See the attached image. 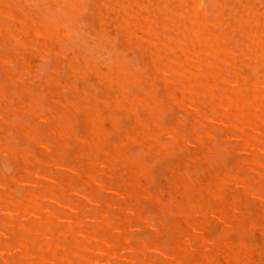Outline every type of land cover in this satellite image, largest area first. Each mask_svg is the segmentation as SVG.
Here are the masks:
<instances>
[{
	"label": "bare ground",
	"instance_id": "1",
	"mask_svg": "<svg viewBox=\"0 0 264 264\" xmlns=\"http://www.w3.org/2000/svg\"><path fill=\"white\" fill-rule=\"evenodd\" d=\"M19 1H21V0H19ZM92 1L94 2V0H92ZM190 1H191V5H189L187 3L188 1L186 2L185 0H164V2L162 0H158V2L155 3L156 4L155 8H156V11L161 16L159 15V16L151 17L154 19V22H153L154 25H152L153 20H151V18L148 15H144V16H142V18H140L141 17L140 16V10H139L140 7H139V9L135 8V6L139 5L136 0L115 1L114 4H118L122 8L121 12H119V13L117 12V17H118V15L120 16L119 19H120V22L122 23V28H123L125 40L127 42L134 43L133 41L130 40V39H134V38H135V40L136 39L137 40L142 39L136 33V29H138V28L143 29L142 31H145V33L148 35L146 38L142 39L144 41V43L141 44V43L136 42L137 45L135 47H137V48L141 47V51L143 52V54L146 53L145 55H146L148 61L150 62L152 69L159 73V75L163 81L165 95L168 96L169 98L173 99L175 102L179 103L181 108H183L185 111H188V113H191L192 123H196L197 128L194 126V124H192L190 129H187L190 131V136L188 135V133L186 134V136L191 139L190 142H193L194 145L196 147H198V152L202 153L201 156L203 154H205V156L204 155L202 156V157H204V160L208 161L209 158H210V160L212 158L213 160L217 159L219 161L227 159L226 157H225V159H223V156L227 155V157H228L230 153L224 154V151H226V149L224 150L223 147L226 148L227 146H225V145L222 146V145L227 143V142L222 143V140H226V138H228V137H232L234 140H236V142H238V143H236L238 145L229 148V150H235V151L241 152L239 154V156H241V157H242V153L246 154V156L244 155V157H242V158L240 157L238 160L234 159L235 161L231 160V158H229V157H233V156L228 157L227 160H229V162L230 161H231V163H232V161L235 162L234 165H233V163L232 164L230 163V165H231L230 167L232 168L231 170L228 168L227 164H229V163L227 160H226L227 164H225V161H222V163L220 162L221 165H224L223 167H226V170H223V169L220 170L219 169L216 174L213 172V174H215L216 176L214 177V181L212 179L213 182H211V183H213V184L210 185L212 190L209 191L210 195H213V197H215V199L219 200L218 203L215 202L214 208H212L213 212H211L210 214H212L216 218L221 219L223 221H226V222L228 221L229 227L231 229L232 228L237 229L240 234L239 233L236 234L235 231H234V234L239 236V237L236 236L238 239L231 241L229 239V237L227 236V235H229V233L232 234L230 228L228 229L226 227L229 231V233H227L228 231L224 232L225 227H223V226L220 227L221 231H219V232H221L222 234H219V235H218L219 232L217 233L218 229L216 228V230H214L215 231L214 232L212 229L213 226H211L210 228L212 229L214 234H217V236H216L217 238L212 239V237H211V239H208L206 237H203V235L201 233L202 231L200 232V231L195 229V228L199 229L196 224H198L200 226V223H194L196 227L187 225L186 229H185L186 232L182 230L183 233H185V234L187 233V234L182 235V238L180 239V243L178 245H176L174 252L170 250L171 252H173V253H171L168 250L169 253L167 254L166 253L167 251L166 250H165L166 252L164 251V246H162L160 243L156 242V238H154V240L152 242L153 244L151 243V240L148 239V236L146 239H144L146 241L150 240L149 243L152 244V246L150 244H146L149 247H146V245L142 241L138 240V242H137V240H135V241L130 240V239H132V236H130L131 234H129V233H132V234L135 233L136 234V232L134 231L135 230L134 229L130 232L128 231V233H127L124 229L126 227V225L124 224V222H125L124 220L117 218L114 221L113 219H111L112 220L111 222L114 225L111 226L110 225L111 222L108 224L107 219L109 217L108 211L110 208L106 207V209H108V211H107V210H103V208H102V210H100L99 208H95L93 210L92 209L93 207H92V208H90V209H92L91 213H89L90 217L87 215L88 218H86L85 215H82L81 214L82 204L80 205L78 203L80 201L77 200L78 202L72 203L71 202L72 200H70L67 197L68 195H70V196H72V195L68 194L66 196L65 189H67L68 187L70 188L71 177H67L65 179V177L67 176V173L65 172L64 169L61 170V171L64 170V172L66 173V174H63V175H66L64 177V180H63L64 184L58 183V181L55 182L54 176L58 173L56 172L55 175H54V173L50 174V168H49L48 172H47V170H48V168H47V170H46L47 173L42 175V178L45 181L43 183H40V181L38 180V178H39L38 175H41V174H39V172L35 173L34 171H31V175H33V177L31 176L32 177L31 179H22V180L20 179L22 181V183L29 182L28 186L30 188H25L24 186H23L24 188L21 187L19 189V193H18L19 196H11L7 193V188H8L7 180H6V177L3 176V173L1 172L2 173L1 176H3L4 179L1 177L2 179L0 180V264H260L254 258V255L257 252L256 246H259V245H255L256 242H250V240L252 241V239H254V238L251 237L252 234L250 236V235H246V233L251 232V229L255 228V227H258L259 229L264 228V225L257 222L256 218L254 219L255 222H250L248 220V218L251 219V217H254L253 214H255L254 210H256V209L260 213H262V214L264 213V15H260L256 9H253L254 3H253V5H249V3L246 0L247 4H244L245 2H242L243 3V4L241 3L242 5L239 3L241 6V9L239 8L240 10H235V8L233 9V10H235V12H234L235 16L234 17L237 18L236 22H238V23H236V25H235V20H234V25H232L228 21V17L231 14V12H230L231 8L230 7L228 8V0H227V6L224 3L219 4L218 0H207L208 5H209L208 6L209 10L212 14L210 12L205 11L202 8V6L198 4V0H189V2ZM236 1L239 2V0H236ZM250 1L252 2L254 0H250ZM258 1H260V0H258ZM43 2L44 1L39 2V3L37 2L38 6L40 7V11H41V8L43 7V5L44 4L46 5V2H47L48 7H49V8L48 7L47 8L50 10V13L47 12L46 8L45 9L42 8V13L44 11V14L47 17H49L50 14H53L56 18L55 19L56 21H54L55 23L53 22V24H51V25H49V23H51L52 21L51 22L47 21V23L45 22L44 28H46L47 30H44V29L42 30V33H43L42 36L44 38L43 39L44 42L42 44V47L37 46V48L41 47L40 51L42 53L46 54L47 53L46 47H47L49 41L51 40L50 37L53 36L55 38V40L57 41V39H58V36H57L58 30L57 29L60 27L59 25H61L62 23H65V24L69 23L68 25L67 24L65 25V26L69 27V29H63L62 30V33L64 35V38H62V39L63 40L65 39L66 42L72 46L77 45L78 40L76 39L75 34H76V30H77L76 28H79V26L78 27L74 26V27H76V28H74V27H72L73 26L72 23L76 24L77 21L75 19V15H80V13L79 14H77V12L75 13V11H80V10H78L80 1L79 0H55V2H54L52 0H46L44 3ZM81 2H82V0H81ZM154 2H156V0ZM161 2L164 3L162 5V7H161ZM201 2H200V4H201ZM221 2H223V1L221 0ZM235 2L233 4L236 6ZM88 3H91V2L88 1ZM31 4H32V2H31ZM96 4H95V6H96ZM233 4H232V6H233ZM11 5H14V4H11ZM148 5H152V3L150 2ZM203 5H205V4H203ZM80 6H82V5H80ZM260 6H261V3L259 5V7ZM18 7H19V5H18ZM98 7H99V5H98ZM145 8H147V10H148L149 7L147 5H145ZM256 8H258V7H256ZM260 8H262V6ZM93 9L92 10L90 9V10L94 11ZM5 10L7 12L10 9L8 8ZM16 10H18V9H16ZM70 10H72L73 12H70ZM152 10H153V8H152ZM206 10H208V8ZM40 11L35 10V13L37 16L42 18L38 13ZM226 11H227V13H226ZM262 11L264 12L263 9H262ZM82 12H84V11H82ZM99 12H101L100 9H99ZM99 12L97 11V13H99ZM35 13H34V15H35ZM89 13L90 12L88 10V13H87L88 15L86 14L87 17H85V15H83V17L88 19ZM158 13H157V15H158ZM208 13L211 14L210 18L213 16L212 20L209 19ZM2 14H0V15H2ZM94 15L95 14H93V16ZM152 15H154V14H152ZM4 16H7V15H4ZM26 16H24V17L26 18ZM90 16H92L91 13H90ZM90 16H89V18H92ZM78 17H80V16H78ZM29 19H30V17H29ZM32 19H34V18H32ZM43 19H45V17H43ZM43 19H41V20H43ZM87 19H83V20L87 21ZM141 19H144V21H142ZM224 20H227V21L224 22ZM5 21H6V19H5ZM104 21H107V22H104L103 24H105V23L107 24L109 22V20H104ZM9 22H11V21L8 20V26H10V29H11L12 24L9 25ZM88 22L90 23L89 19H88ZM242 22H244V23H242ZM5 23L7 24V22H5ZM38 23H41V22H39V20H38ZM108 24H110V23H108ZM23 25L27 26V23L22 22V26ZM33 25H35V24H33ZM76 25H78V24H76ZM86 25H90V24H86ZM1 27L2 26H0V28ZM13 28H16V27H13ZM28 29L27 30L25 29V30L28 32ZM93 29H94V27H93ZM95 29H96V27H95ZM95 29H94V31H95ZM15 32L17 33V30ZM78 33L80 35L81 32H78ZM101 33H103V32H101ZM35 34H38V33H35ZM87 34H88V31L86 32V36L91 35V34L90 35L89 34L87 35ZM236 34H237V36H239V38L236 39L237 42H235L236 46L239 45L238 46L239 48L237 47L236 50L238 52L240 51V53H239L240 57H242L241 53L243 55H245V57H248V59H246L242 63V65L245 63L246 69L248 68V70H249V71H247L248 73L246 72L247 75L246 74L245 75L240 74L236 70V60L234 58V52H233L232 46H231V40L233 37H235ZM90 38H87V39H86V37L84 38V39H86L87 44L89 42V44H88L89 46L93 47L94 44L96 45L97 43H101V40H99L100 38L98 36H94V38L92 40H90ZM111 38L112 37L108 38V36H107V39L111 40ZM88 39H89V41H88ZM101 39H102V37H101ZM40 40H42V38L39 39V42H40ZM79 40L81 41L82 37H81V39L79 37ZM110 40L108 42H110ZM114 40L115 39L113 37V40L111 42H114ZM15 41L12 43H16V45L21 43V41L18 38H16ZM86 41H84V42H86ZM103 41L105 42L104 39H103ZM37 42H38V39H37ZM39 42L37 43V45L38 44L41 45V42L40 43ZM12 43H10V44H12ZM114 43H116V42H114ZM132 43H129V44L131 45ZM10 44H9V46H10ZM105 45H108V43H106V42H105V44L102 43L101 47L103 48ZM115 45L114 46L112 45L110 48H105L106 50L111 51L110 59L105 58L106 63L107 62L109 63V64H107V67L105 69H103L100 66H97L98 61L95 62V60H93L90 57V54L88 55V53H87L86 54L87 56L84 57L85 58L84 60H86V63H87L86 65L88 66V69L90 70V72H92L94 75H96L101 80V82H103L106 86L113 88L117 92V95H118L117 98L115 96L116 93L115 94H114V92L112 93V94H114L115 97H112L111 103L112 104H121V103L123 104L124 103L126 105V109L131 113L129 115H132L131 119L133 120L134 123L137 124V126L139 125V127H141V129H143V127L145 126L143 123L144 121H142V119L139 116L141 114L138 115L137 114L138 112L134 109V107L138 108V106H139L140 109L145 110L148 113V116H147L148 119L147 120L151 124V127H150V125H149V127H150V131H151V136L153 137V139H152V137L149 136L150 131H149V133L147 132L149 134L148 135L144 131L140 130L142 132H140V135H137L143 139V141L141 142V145L144 148V150H147L148 152H152L158 156H160V154L162 152H165L167 150L168 151L179 150V149L183 150L181 148L184 147L185 143H188V139H189L185 136L183 131L179 130L177 128V126H175V125H169L165 129L163 128L164 126L162 127L163 128L162 129L158 125V118L161 119V115L164 112V108L160 105L158 99L156 98V97H160V96H157L158 94L156 95L155 91H153L150 88V85H149V83L145 77L147 75V73H146V75H144L142 72H140V69L138 68L139 69L138 70L137 67L134 66L133 62L131 61L130 56H128L125 51H121V52L116 51ZM118 45H119V42H118ZM35 46H36V44H35ZM135 47H133L131 49H134V51H135V49H136ZM0 48H2L1 43H0ZM25 48H27V47H25V45H24L23 49H25ZM58 48H59V46L55 48V50H54L55 53L58 52V50H59ZM75 48H77V47H75ZM4 49H7V48L4 47ZM4 49L2 50V52L5 55L6 52L4 51ZM73 49H74V47H73ZM73 49H72V55L74 54ZM8 50H6V51L9 52L10 50L9 51ZM27 50L28 49H26V52H27ZM50 50H51V47H50ZM38 51H39V48H38ZM94 51L96 52L95 54H97V53H102L101 55H107L108 54L106 51L102 52L101 50H99V49L96 50L95 48H94ZM81 52H80V50H78V52H76V53L80 54V59L83 55V54L81 55ZM85 52H87V51H85ZM16 53H14V54H16ZM235 53H237V52H235ZM14 54H12V55H14ZM66 54H64V56ZM145 55H143V56H145ZM5 56H2V57H5ZM64 56H63V59H64ZM136 56L140 57L142 55L136 54ZM15 57H16V55H15ZM44 57L46 58L47 56H44ZM104 57H106V56H104ZM238 57L239 56H237V58ZM20 59H21V57H20ZM140 59L141 58H139L138 60H140ZM8 60L11 61V59H9V58H8ZM14 60H15V58H14ZM55 60L53 61L54 63H55ZM22 61H20V63ZM45 61L46 60L44 59L43 63H45ZM140 61H137V62H140ZM238 62H239V60H238ZM43 63L41 62L40 64L39 63H37V64L42 66ZM63 63H65V62H63ZM60 64L62 66V63H60ZM140 64H143V63L141 62ZM140 64H139V66H140ZM77 65H78V61H77ZM11 66H13V65H10V67ZM66 66L68 69H71L70 64H66ZM87 66H85V67H87ZM102 66H106V65L104 64ZM16 67H18V64H16ZM38 67L39 68L37 71H39V69H41L40 66H38ZM58 67H60V65H57V68ZM79 67H81V66H79ZM20 68H23V67H20ZM54 68H55V66L53 67V69ZM147 68H149V66ZM237 68H238V66H237ZM2 69H3V67L0 68V71H2ZM25 69L27 70V68H25ZM144 69H143V71H144ZM86 70H87V68H86ZM239 70H241V69H239ZM11 71H12V69H11ZM49 71H47L48 74H49ZM62 71H63V68H62ZM79 71H81V70L79 69ZM65 72L67 74V70H65ZM149 72H150V68H149ZM149 72H148V74H149ZM2 73L4 75L5 72L2 71ZM20 73L22 74L21 70H20ZM26 73H25V75H26ZM158 73L155 75L157 76ZM14 74H12V75H14ZM34 74H36V73H34ZM44 74H45V72H44ZM44 74H43V76H44ZM85 74H87V73H84V75ZM153 74L154 73H152V75ZM50 75H51L50 78L53 79L54 74H50ZM155 75H153V76H155ZM28 76H32L31 71L28 72ZM60 76H61V74H60ZM64 76H65V74H64ZM67 76H65V78ZM0 77H1V74H0ZM6 77H5V79H6ZM38 77H40V73H39ZM157 77H155V78H157ZM37 78H35V80H37ZM50 78L44 77V82L46 84H48L50 81ZM5 79L4 80L1 79L2 82L5 81ZM16 79H17V81L22 82L21 77H16ZM25 79H26V77H25ZM38 79H41V78H38ZM62 79H64V77ZM74 79H76V78H74ZM85 79H84V81H85ZM24 81H26V80H24ZM78 81H80V80L78 79L77 82ZM86 81H87V79H86ZM73 82H75V81H73ZM13 83L15 84V82H13ZM54 83H56V82H54ZM69 83L71 84V82H69ZM158 83H160V82H158ZM158 83L155 82V85H157ZM56 84H58V83H56ZM56 84H54V85H56ZM132 84H136L140 89L141 88L144 89L146 96H144L143 98L136 96L134 94H130V96H129L128 91L130 90V86ZM27 85L31 86V84H27ZM34 85H35V83H34ZM72 85H73V83H72ZM75 85H77V83ZM159 85H161V83ZM94 86L96 87V85H94ZM13 87H14V85H13ZM52 87L53 86H51V88ZM85 87H87L86 84H85ZM2 89H4V88H2ZM40 89H41V87H40ZM67 89L69 90V88H67ZM100 89L101 88H98V90H100ZM132 89H133V87H132ZM159 89H161V86H159ZM15 90H17V89H15ZM51 90L53 91V89H51ZM158 90H156V92H158ZM42 91H43V89H42ZM175 91H180V93H181L180 96H175V93H174ZM16 92H19V91H16ZM34 92H36V91L34 90ZM100 92H102V91H100ZM136 92H137V90H136ZM140 92H142V91H140ZM25 93H28V92H25ZM41 93H40V91H38V92H36L35 97H33V99H30V97H29L30 100H28L26 98L25 102H22L25 106V108L23 106L24 112L29 114L27 116V117H29V119H31L30 117L33 116L36 109L41 110L43 108V107H41L42 104L40 105L41 99L44 98V97H42L43 95ZM97 93H99V92L97 91L96 95H97ZM129 93H130V91H129ZM162 93H163V88H162ZM14 94H16V93H14ZM20 94H21V92H20ZM51 94L54 95V94H56V92L55 93L52 92ZM72 95H74V94H72ZM76 95H78V94H76ZM102 95L103 94L101 93L100 96L99 95H97V96L102 97ZM137 95H139V94H137ZM159 95H161V94H159ZM1 96H2V93H1ZM23 96L24 95H22L20 97L21 100H22ZM161 96H163V94ZM47 97H49V95H47ZM65 97H66V95H65ZM163 97H162V99H163V103H164L165 97L164 98ZM7 99H8V97H7ZM11 100H12V97H11ZM69 100H71V99H69ZM80 100H77L78 105H79ZM168 100H170V99H168ZM52 101L56 102V100H54V99H52ZM88 101H90V100H88ZM144 102L145 103L147 102L148 105L146 106V104ZM160 102H161V100H160ZM168 102L170 103V101H168ZM66 103H69V102H66ZM90 103H91V101H90ZM47 104H50V103H47ZM93 104H96V103H93ZM97 104L99 106L100 103H97ZM112 104H110V106H112ZM55 105L56 104H54V106ZM75 105H76V103H75ZM78 105H77V107H79ZM166 105H168V104H166ZM176 105H178V104H175V106ZM11 106H12V104H11ZM44 106H45V104H44ZM85 106H87V105H84L83 107H85ZM100 106H101V104H100ZM12 107H14V106H12ZM49 107H48V109H49ZM61 107H62V112L60 115H58V113L56 112L57 115L52 114V115H50V117L48 116L50 118L49 120H51V122L48 123V127H45V132L48 136H50L52 138L55 136V135L53 136L52 131L56 132L57 134L59 133V135H61V136H62L63 132L65 133V131L66 132L70 131L69 125L70 124L72 125V123L69 124L68 119H70L72 121L73 117H74L73 114L77 110V108L74 106L70 107V106H66V105H61ZM8 108H10V106ZM172 108L174 109L175 107H172ZM176 108H177V106H176ZM86 109L82 108V112H83L82 114H84V120L87 122L86 124H87V128H88V135L86 136V138L84 140L80 141V144L78 143V148L84 149L86 146H88L89 150L87 151V153L89 155H91L92 159L95 160V162H96L98 160L97 157L99 156V155L97 156V153L99 154V153L103 152V150L99 149V147H100V145L105 144V143H103L104 138L101 137V133L99 131L100 124L103 121L104 117H103L102 112H100L101 110H98L99 108H91L90 110H86ZM42 110L44 111V109H42ZM42 110L40 111V112H42L41 116L43 117L44 114L47 116V113L43 112ZM53 110H54V107H53ZM107 110H109V107ZM137 110L139 111V108ZM118 111H117V113H118ZM1 112H7V111H1ZM1 112H0V114H1ZM182 113H180V114H182ZM82 114H74V115H78V116L81 115L82 116ZM163 114H165V113H163ZM168 114H169V112H168ZM168 114H165V115H168ZM123 115H124V113H123ZM1 116H5V115L3 114ZM13 117H7V118L9 119V118H13ZM37 117L40 118L39 115H37ZM48 117H46V119H48ZM172 117L174 118V116H172ZM188 117H190V116H188ZM164 118H167V116ZM31 120L33 121V119H31ZM49 120H46V121H49ZM76 120H77V118H76ZM78 120L80 122V119H78ZM128 120H130V119H128ZM1 121H2V119H1ZM11 121H13V120H11ZM23 121H25V120H23ZM131 121H129V122H131ZM170 121L173 122L172 119ZM124 122H126V121H124ZM164 122H166V121H164ZM188 122H190V120ZM4 123H8V121L4 120ZM25 123H27V122H25ZM77 123H78V121H77ZM128 123H127V126L129 125ZM0 124L2 125V122ZM35 124H37V123L35 122ZM75 124H76V122H75ZM37 125H39V124H37ZM37 125H36V127H33V124H32L30 126L28 125V127L32 126L34 129H32V127H31V129L33 130L34 133L37 134V132H35L36 128L38 129ZM81 125H82V123L80 124V126ZM122 125H124V123ZM164 125L167 126L168 124H164ZM181 125L182 124H180L179 126H181ZM46 126H47V124H46ZM80 126H79V128L75 127V129L80 130V133H81L80 136L82 137L83 136L82 135L83 126H81L82 131H81ZM0 127H2V126H0ZM16 127L19 128V131L21 132V134L24 136L25 139L31 140V137L28 134V133H30V132H28L29 129H28V131L25 129L28 132L27 133V132L21 130L22 126L19 125V127H18L16 125ZM198 128H200L201 130H198ZM2 129L4 130L5 128L3 127ZM116 129L117 128H114L115 131H116ZM6 130H7V128H6ZM8 130H10V129H8ZM11 130H13V131L10 132L9 134H13V132H14L13 127ZM79 130L77 132V135L79 133ZM125 130H128L127 127ZM147 130H145V131H147ZM183 130L185 131V129H183ZM120 131L122 133V130H120ZM186 131H185V133H186ZM31 133H32V131H31ZM9 134H7V135H9ZM36 134H33L31 136H33V138H35L37 136ZM161 134H165L167 136L166 138L168 139L167 141L165 140V143H163V144L160 143V140H159L160 139L159 136ZM109 135L110 134H108V136ZM113 135H112V138H114ZM119 135H121V134L119 133ZM45 137L46 136H44V140L47 138V137L46 138ZM154 137H156L157 139L156 138L154 139ZM20 138H21V136H20ZM36 138H39V137H36ZM114 139H117V138H114ZM114 139L112 142H115ZM161 139H164V138H161ZM1 140H3V139H1ZM17 140H19V139H17ZM20 140H22V139H20ZM51 140H47V141H51ZM71 140L73 143V139H71ZM7 141H5V142H7ZM24 141L22 140L23 143H24ZM8 142H11V141H8ZM20 142L21 141H18V144ZM106 142H108V141H106ZM12 143H14V141ZM25 143H28V142H25ZM5 144L8 145V143H5ZM22 144L20 145L21 147H18V148L14 147V148H16L15 151L13 149H11V147H12L11 145H13V144H11V145L9 144L10 146L9 145L8 146H2L1 149L4 152L6 151L5 152L6 155H4V156L12 159L14 157L13 153L18 150L19 155L22 158L23 162H26L27 158L29 159V156H27V158H26V156L24 155V153L26 154V150L23 147H25L27 149L28 148L27 145H31V143L27 144L26 146L24 145L23 147H22ZM73 144H75V143H73ZM45 145H48V142ZM45 145H43V146H45ZM52 145H53V143H52ZM219 146H221V147H219ZM229 146H233V145H229ZM51 147L52 146H51V142H50V147H48V148H51ZM74 147H76V146L74 145ZM135 147H136V145H135ZM185 147L189 148V145L188 146L185 145ZM45 148H46V146H45ZM59 148L61 149L63 147H59ZM106 148H108V147H106ZM190 148H191V150L192 149L196 150L193 146H190ZM28 149H29V151L31 150V152L33 150L31 148H28ZM34 149L37 150L36 151L37 153L35 154V151H34V154L37 156H40V153L38 150V149H40V147L39 148L34 147ZM67 149L68 148H66V150ZM137 149H140V148L137 147ZM71 150L74 151V148ZM76 150H77V148L75 149V151ZM105 150H107V149H105ZM127 150H130V149L127 148ZM191 150L190 149L188 150L189 153ZM73 151H72V153H73ZM130 151H127V152L130 153ZM183 151H180V152L186 156L185 152H183ZM18 152L15 154L17 155ZM115 152H117L115 147H113L112 151L109 154L105 152V156L102 155V156H104V158L102 159V157H100L101 160H104L103 163L105 161L106 162L114 161L115 157L117 156L118 158H120V160L122 162H125V161L129 162V164H128L129 168H125V167L124 168L129 169L128 174L130 177L133 176V178H134V176H136L137 172H138V174H143V175L146 174L145 172L148 169L145 168V165L141 161L144 158H139L138 156H136L135 155V154H137L136 152H134V153L132 152L133 156L135 155L136 157L130 156V155H132V153H130V155H128V154L123 155L122 154L123 156H121L120 155L121 153L119 154L117 152V154H116ZM193 152L194 151H191V153H193ZM142 153H144V152H142ZM181 153H180V155H181ZM191 153H190V155L193 156L194 154H191ZM41 154H42V152H41ZM49 154L51 155L50 152H49ZM170 154H173V153H170ZM234 155H238V154H234ZM4 156L2 154L0 157L2 158ZM62 156L64 157V155H62ZM91 156H89V157L91 158ZM163 156L168 157V155H166V156L163 155ZM191 156H189V158H191V160L196 158V157L193 158ZM196 156H198V155H196ZM239 156H237V157H239ZM5 157L2 160H4V161L8 160ZM79 157H80V155H79ZM144 157H147V155L145 154ZM148 157L150 158V156H148ZM148 157L145 158V160H144L145 162L148 161V159H149ZM170 157L175 158V154L173 156L169 155V158ZM82 158H84V157H82ZM85 158L87 159V157H85ZM90 158H88V159H90ZM153 158H154V156H153ZM153 158L151 160H149L148 162L151 163ZM155 158H154V160H155ZM159 158H158V160H159ZM177 158H175V159H177ZM31 159H32V157H31ZM31 159H29V160H31ZM171 159H173V158H170L169 160H171ZM41 160H43V162L46 163V161H47L46 156L44 155L43 159H41ZM55 160H57V159H55ZM63 160L66 161V159H63ZM169 160H168V162H166L165 160L164 161L167 164L171 163V164H168L169 166L173 165V163H172L173 160H171L170 162H169ZM215 160H214V164H215ZM18 161H19V159H18ZM70 161H72V160H70ZM70 161H69V163H70ZM6 162H5V164H6L5 167L9 166L7 164H10L9 161H8V163H6ZM31 162L33 163V161H31ZM43 162H41V163H43ZM160 162H161L160 166H162L163 160L161 159ZM117 163H119V161H117ZM220 163H218V164H220ZM34 164H35V162H34ZM58 164H59V162H58ZM80 164H82V163H80ZM105 164H101V163L98 164L99 166H97L96 170H95V173L102 180H105L104 179V176L106 173L105 169L107 168V165H105ZM155 164H157V162ZM10 165H12V164H10ZM83 165L86 166V164H83ZM116 165L117 164H115V167L117 168L118 165L117 166ZM163 165H164V162H163ZM187 165L188 164H186V166ZM208 165L210 166V164H208ZM16 166H18V164ZM38 166L40 167L41 165H38ZM188 166H187V168H188ZM199 166H201V165H199ZM9 167H11V166H9ZM9 167H7V168H9ZM31 167H33V166H31ZM31 167H29V168H31ZM94 167L92 166V168H94ZM155 167H156V165L154 166V168ZM176 167H177V165H176ZM210 167H212V165ZM77 168H80V165ZM89 168L90 167H87V169H89ZM149 168H150V166H149ZM151 168H153V166ZM160 168H161V170H160ZM160 168H159L160 171L164 170V169H162L163 166ZM177 168L180 169L179 167H177ZM216 168H218V166ZM227 168L229 170H227ZM2 169L5 170L4 167H2ZM10 169H12V168H9L8 170L6 169V171L8 172L7 173L8 175H9ZM23 169H24V167H23ZM42 169L43 168H40L39 170H41V172H42L46 168H44L43 170ZM57 169H59V168H57ZM121 169H123V168H121ZM121 169L119 167V170H121ZM155 169H154V171L152 169H150L152 172L151 177L153 180L157 178L156 180L159 181L158 177H156V176H159V178H160L159 173H158V175H153V173L155 172ZM205 169L203 167V169L200 171L203 172V171H205ZM240 169L243 170L242 172L245 173V174L243 173L244 175H242L241 173L239 174ZM69 170L73 171V168H70ZM90 170H92V169H90ZM117 170L118 169H115V172ZM186 170L189 174L191 173V171L189 169H186ZM186 170H182L183 173ZM194 170L199 172V167H198V169L195 168ZM25 171L28 173V171L26 169H25ZM57 171H59V170H57ZM61 171H60V173H61ZM74 171L76 172V169ZM77 171L80 172V169H77ZM10 172H11V170H10ZM12 172H14V171L12 170ZM15 172H17V171L15 170ZM51 172H52V169H51ZM187 172H186V174H187ZM198 172H194V173L197 174ZM43 173H45V171ZM89 173H91V172H89ZM124 173H126V170ZM162 173L164 174V172H162ZM36 174H38V175H36ZM81 174H83L82 171H81ZM202 174H204V173H202ZM202 174L200 172L199 175H202ZM25 175H28V174H25ZM63 175H62V178H63ZM154 176H155V178H154ZM197 176H198V174H197ZM95 177H96V175H95ZM116 177H118V175ZM121 177L122 176H120V178ZM7 178L10 179V176ZM123 178L125 179V177H123ZM161 178H162V176H161ZM188 178H190V177H188ZM59 179L62 181L61 178H59ZM90 179H92V178L90 177ZM164 179H166V177ZM187 179L184 182L183 181L184 178L182 180L178 176H176V177L173 176L172 180H170L171 182L170 181L169 182L170 183L174 182L176 190L181 192V194L185 192L184 194L189 199V196L186 194V192H188L189 189L192 188V184L194 182H192V184H191V181H189L190 183L188 182V180H191V179H188V180ZM40 180H41V178H40ZM73 180H74V177H73ZM112 180H115V179H112ZM110 181H111V179H110ZM209 181H211V179ZM17 182H19V181H17ZM101 182H99V180L96 181V179L94 180V178H93L90 183H94V187L90 186L93 189L90 191L88 190L89 191L88 192L89 197H84L89 202L92 203L91 205L94 204L95 207L98 205V203H96L98 201L93 202V200H94L93 198L97 196V192L99 189L104 188V187H102L104 184L102 185ZM11 183H13V182H11ZM103 183H105V182H103ZM112 183L114 184V181ZM153 183H156V181L154 180ZM110 184H111V182H110ZM110 184H106V185H110ZM118 184H119V182H118ZM83 185H85V184H83ZM158 185H160V183L157 185H154L155 188L157 187L154 190L159 191V188L161 186L158 187ZM18 186H19V184H18ZM147 186H149V185H147ZM154 186H153V188H154ZM110 187H113V185ZM124 187L127 188L126 185ZM76 188H79V186L76 185ZM76 188H73V189L76 190ZM87 188H89V186H87ZM129 188L132 189L131 187H129ZM129 188L126 189L125 191L129 190ZM149 188H151V187H149ZM222 188L225 189L224 191H225L226 196H227V198H225V199L220 195V190ZM9 189L10 188H8V190ZM104 189L106 190V188H104ZM119 189H120V184H119ZM71 191L73 192V190H71ZM80 191L82 192L81 189H80ZM100 191L101 190H99V192ZM118 191H121V189ZM156 191H154V192H156ZM170 191L171 190H169L167 193L169 194ZM235 191L239 192V194H240L239 195L238 193H236L237 196L239 195V198H237V200H235V198H234V197H236L235 196L236 194L235 195L233 194L234 197H232V194H231L232 192H235ZM137 192L140 193L138 190H137ZM150 192H151V190H150ZM154 192L152 191L151 193L154 194ZM100 193H103V192H100ZM105 193H106V195H108L107 191ZM111 193L113 194V192H111ZM156 193H158V192H156ZM200 193H202V192H200ZM79 195H81V194H79ZM84 195L85 194H82V197L81 196H78V197L83 198ZM129 195H130V193L127 192V196H129ZM222 195H223V193H222ZM86 196H88V195L86 194ZM170 196H172V198H173L172 194H170ZM170 196L167 198H169L171 200H173V199L175 200V197L177 196V194H175L173 199L170 198ZM98 197L99 196H97V198ZM102 197L100 198L101 200H102ZM224 197H225V195H224ZM56 198H59V200H61L60 202L63 203V207H64L63 209L64 210L60 209L61 206L56 207V206L52 205L53 203L52 204L50 203V202L56 201ZM132 198H136V197H132ZM107 199H103L102 201H106ZM116 199H118V198H116ZM120 199H122V197H120ZM152 199H153V197L149 198L148 201H151ZM188 199H187V201H189L191 203L193 202L192 200L190 201V199L189 200ZM209 199L210 198H208V200ZM247 199L256 200V202H255L256 206L255 207L253 205L254 204L253 201H252L253 204L248 201V203H250V205H253L252 207L254 208V210H252L253 208L250 209V210H252L251 215H253V216L250 215L251 217H249V215L247 216V214H246V204L245 203H247V201H245V200H247ZM114 200H113V202H114ZM138 200L136 198L137 203L139 202ZM156 200H158V197ZM44 201H47V202L49 201V202L46 203ZM81 201H82V199H81ZM132 201H130V203ZM142 201H147V200H142ZM148 201H147L148 205H147V203L146 204L144 202L143 203L145 204V206H149L148 211L150 212L152 209V208L150 209V207L152 205H150ZM119 202H120V200H119ZM119 202L117 201L114 203L119 204ZM178 202H180V201H178ZM183 202H182V204H183ZM56 203H58V202H56ZM102 203H104V202H102ZM248 203H247V205H248V207H250V205ZM58 204L62 205L61 203H58ZM105 204L106 203H104V205ZM129 204H124V205H126V206L128 205L130 207ZM165 204H167V203H165ZM175 204H177V203H175ZM88 205L89 204L87 203V206ZM132 205H133V203H132ZM211 205L213 207L212 203H211ZM113 206H115V205H113ZM128 206H127V208H128ZM145 206H144V208H145ZM191 206L193 207V209H195L194 205H191ZM181 207H182V209L184 208V206H182V205H181ZM130 208H132V207H130ZM157 208H159V207H157ZM162 208H161L160 212L163 211ZM66 210H68V211H66ZM112 210L116 211V208H113ZM130 210L132 211L133 209H130ZM130 210L126 209V211H130ZM144 210H145V212L147 211L146 209H144ZM148 211H147V213H148ZM152 211L150 212L152 214V216H150V213L148 214V216L152 217L151 219L153 220L154 214H155V216H158V214L153 213ZM175 211H177V210L175 209ZM183 211H184V209H183ZM206 211H208V210H206ZM84 212H87V210H85ZM88 212H89V210H88ZM118 212L119 211L117 210L116 214H118ZM132 212H134V211H132ZM112 213H113V211H112ZM121 213H120V215H121ZM140 213H142V212H140ZM161 213L163 216L165 215V213L164 214H163V212H161ZM144 214H142V216ZM190 214H193V213H190ZM195 215H196V213H195ZM197 215H198V213H197ZM121 216H123V215H121ZM148 216H146V217L149 218ZM127 217H128V215H127ZM146 217L143 216V218H146ZM159 217L161 218V215ZM174 217H172V218L175 221ZM192 217H194V216H192ZM207 217H209V216L206 215V218ZM263 217L264 216L262 215V218ZM129 218L131 219L133 217L129 216ZM155 218H154L155 222L154 221L153 222L156 225V219ZM163 218H164V220H165V218L168 219V216L163 217ZM163 218H162V220H163ZM169 218H171V217H169ZM86 219H89L90 222L92 223L91 224L89 222L90 225L88 223V227H86L82 223V221H84V220L88 221ZM125 220H127V219H125ZM152 220H151V222H152ZM168 220H167V222L170 224L171 220H169V221ZM191 221H192V219L189 220V222H191ZM136 222H139V221H136ZM153 222H152V224L154 225ZM165 222L166 221H164V223ZM131 223H132L131 225L129 224L130 226L133 225L132 219H131ZM176 223L177 222H175V224ZM137 224L138 223H136L135 226H137ZM142 224H144V223H142ZM152 224L145 221V225H147L148 227H151ZM179 224H178V226H179ZM216 225L214 224L215 227H216ZM137 227L140 228L141 226L140 227L137 226ZM153 227H155V226H153ZM109 228H112L116 234L115 233L112 234V233L108 232ZM143 229H145V228H143ZM181 229H182V227L181 228L179 227V230H181ZM133 231H134V233H133ZM152 232H155V231H152ZM163 232H164V230H163ZM170 232H172V231H170ZM139 233L140 234L142 233L141 235L143 236V231H141V229L139 230L138 234ZM145 233H146V231H145ZM147 233H148V231H147ZM138 234H136V235L138 236ZM244 234L246 236L251 237V239L246 237V236H245L246 238H244ZM262 234H263L262 244L264 246V231H262ZM148 235H150V233ZM153 235H151V236H153ZM165 235L167 237L166 239H169L168 238V237H170L169 232H168V234H165ZM172 235H173V232H172ZM137 236H135L134 239ZM154 236L158 237L159 235L156 236V234H155ZM247 238L250 240H248ZM161 240L164 241V238L163 239L161 238ZM176 240L178 243L179 242L178 239H176ZM131 241L137 242V243H131ZM166 242H163V243L166 245L167 249H169L168 247H171V246L167 245L168 244L167 240H166ZM130 243L132 245L137 244V246H134L136 248H133V246ZM146 243H148V242H146ZM252 243H255V244H252ZM205 246H206V248H203ZM263 246H262V249L264 250ZM217 248L220 250H217ZM262 249L260 248L259 253H264V251H262ZM154 254H156V255H154ZM217 256L218 257L220 256L221 260H219V258ZM260 259H258V261ZM261 264H262V262H261Z\"/></svg>",
	"mask_w": 264,
	"mask_h": 264
},
{
	"label": "rangeland",
	"instance_id": "2",
	"mask_svg": "<svg viewBox=\"0 0 264 264\" xmlns=\"http://www.w3.org/2000/svg\"><path fill=\"white\" fill-rule=\"evenodd\" d=\"M3 1V2H2ZM42 1H46V0H42ZM41 0H21V1H19V0H0V14H2V15H0V26H2L1 28H0V43H1V45H2V48H0V51L2 52V50L4 49V47L5 48H7V49H4V51L6 52L5 53V55H4V53L2 52H0V68L1 67H3V69H2V71L3 72H5L4 73V75H3V73H2V71H0L1 73V77H0V80L2 79V80H4L5 79V77H6V79H5V81H3L2 82V80L0 81V96H1V93H2V96L0 97V112L1 111H7V112H1V114H0V123L2 122V125L0 124V126H2V127H0V138L1 139H3V140H1L0 139V156L3 154V156L4 155H6L5 154V152L1 149V147L2 146H8L9 144L11 145V144H13V145H11L12 147H11V149H13L14 151H15V149L16 148H18V147H21L20 145L23 143L22 142V140L24 141V143L22 144V147L25 145H27V144H30L31 143V145L33 146H31V145H27V147L28 148H31V149H33L32 150V152H31V150L29 151V149L27 148H25V147H23L25 150H26V154L24 153V155L26 156V158H27V156H29V159H31V157H32V159L31 160H29L28 158H27V161L26 162H23V160H22V158L20 157V155H19V152H18V150L16 151V152H14L13 154H14V157L11 159V158H8V157H5L6 159H8V160H2V159H4V157H0V180L3 178L4 179V177H6V180H7V184H8V188H10L9 190H8V188H7V193L9 194V195H11V196H19V189L21 188V187H25V188H30L29 186H28V183L29 182H27V183H22V179H31L32 177H33V175H31V171H34L35 173H37V172H39V174H41V175H38V174H36V175H38V180L40 181V183H43V182H45L44 180H43V178H42V175H44V174H46L48 171H49V168H50V174H53L54 173V175L56 174V172L58 173V174H56L55 176H54V180H55V182H57L58 181V183H63L64 184V177L66 176V175H63V174H66L67 173V176L65 177V179L67 178V177H71V185H70V188L68 187L67 189H65V193H66V196L68 195V194H71L72 196H70V195H68L67 197L70 199V200H72L71 202L73 203V202H78V201H80V202H78L80 205L82 204V209H81V214L82 215H85L86 216V218H88L87 217V215L90 217V214L89 213H91V210L93 209H95V208H99L100 210H102V208H103V210H107L108 211V209H106V207L107 208H116V211L118 210L119 212H118V214H116V211H114V210H110L109 209V211L111 212H109L108 211V224L112 221L111 219H113L114 221L117 219V218H120V219H122V220H124L125 222H124V224L126 225V227L124 228L125 229V231L128 233V231L130 232V231H132V230H134L135 232H136V234H138V232H139V230L141 229V231H143V236L139 233L138 234V236L134 233V231H133V233L134 234H132V233H129V234H131L130 236H132V239H130V240H132V241H135V240H137V242H138V240L139 241H142L145 245L146 244H150L149 242H150V240H151V243L153 242V240H154V238H156V242H158V243H160L162 246H164V251L168 254L169 252H168V250L170 251H173L174 252V250H175V247H176V245H178L179 243H180V239L182 238V235H186L185 233H183L182 232V230L183 231H185V229H186V226L187 225H190V226H195V224L194 223H200V226L198 225V224H196L197 225V227L199 228V229H197V228H195L196 230H198V231H202L201 233H202V235H203V237H206V238H208V239H211V237H212V239H216L217 237V234H214L213 233V231L214 230H216V228L218 229L217 230V233L219 232V231H221L220 229V227H225L224 229V232L226 231H228V229L230 228L229 227V222L227 221H223V220H221V219H218V218H216L215 216H213L212 214H210L211 212H213V209L212 208H214V205H215V202H219V200H217V199H215V197H213V195H210L209 194V191L210 190H212V188L210 187V185L211 184H213V183H211V182H213L214 181V177L216 176L215 174L217 173V171L220 169H223V170H226V167H223L224 165H221V163H222V161H225V164H227L226 162L228 161V163L229 164H227L228 165V168L231 170L232 168L230 167L231 165H230V163H231V161L229 162V160H227L228 159V157L229 156H233V157H229V158H231V160H238L241 156H239V154L241 153V152H239V151H235V150H229V148H231V147H234V146H236V145H238V144H236V143H238V142H236V140H234L232 137H228V138H226V140H222V143L224 142H227V143H225V144H223L222 146H227L226 148H224L223 147V149L225 150L226 149V151H224V154H228V153H230L229 154V156L227 157V155H224L223 156V159H225V157L227 158V159H225V160H221V161H219V160H215V164H214V160L211 158V160H210V158L208 159V161L206 160H204V157H202L203 155L205 156V154H203L202 156H201V152H198V147H196L195 145H194V143L193 142H190V138L189 137H187L186 136V134L188 133V135L190 136V131L189 130H187V129H190V127H191V125L192 124H194V126L197 128V126H196V123H192V115H191V113H188V111H185L183 108H181V106L179 105V103H177V102H175L173 99H171V98H169L168 96H166L165 95V93H164V86H163V81H162V79H161V77H160V75H159V73L158 72H156L155 70H153L152 69V67H151V65H150V62L148 61V59H147V57H146V53L145 54H143V52L141 51V47H139V48H137V47H135L136 45H137V43L136 42H138V43H144V41L142 40L143 38H146L148 35L145 33V31H142L143 29H140V28H138V29H136V33L140 36V38H142V39H139V40H135V38L134 39H130L131 41H133L134 43H132V42H127L126 40H125V36H124V32H123V28H122V23L120 22V19H119V15H118V17H117V12L119 13V12H121L122 11V8L120 7V5H118V4H114V2L115 1H124V0H94V2L92 1V0H82V2H81V0H79L80 1V4H79V8H78V10H82V11H84V12H80V11H75V13L77 12V14H79L80 13V15H75V19H76V24H78V25H76L75 23L73 24L72 23V27H74V26H79V28H76V27H74V28H76L77 30H76V34H75V37H76V39L78 40V44L77 45H74V46H72V45H70V44H68L67 42H66V40L64 39H62V38H64V35H63V33H62V30L63 29H69V27H67V26H65L66 24L68 25L69 23H60L61 25H59L60 27L57 29L58 30V34H57V36H58V39H57V41L55 40V38L53 37V36H51L50 37V41H49V43H48V45H47V47H46V54H44V53H42L41 51H40V49H41V47H42V44H43V42H44V38H43V36H42V30L44 29V30H47L46 28H44L45 27V22L47 23V21H49V22H51V23H49V25H51V24H53V22L54 21H56L55 19V16L53 15V14H50V16L49 17H47L45 14H44V11H43V13H42V8L43 9H45L46 8V10H47V12H49L50 13V10L48 9L49 7H48V4H47V2H46V5L44 4L43 5V7L41 8V11H40V7L38 6V4H37V2L39 3V2H42ZM52 1H54L55 2V0H52ZM88 1L89 2H91V3H88ZM96 1V2H95ZM109 3H108V2ZM137 2H138V4L139 5H137V6H135V8L136 9H139V7H140V18H142V16H144V15H148L150 18L151 17H154V16H159L160 14L156 11V8H155V3H157L158 2V0H156V2H154L155 0H136ZM142 1V2H141ZM163 2H164V0H162ZM189 5H191V1L189 2V0H185ZM202 1V2H201ZM198 0V4L199 5H201L202 6V8L205 10V11H207V12H210V10H209V5H208V1L207 0ZM205 1V2H204ZM219 1V4L220 3H224L226 6H227V0L225 1V0H222L223 2H221V0H218ZM225 1V2H224ZM236 0H228V8L230 7L231 9H230V12H231V14H230V16L228 17V21L232 24V25H234V20H235V25H236V23H238V22H236L237 20V18H235L234 16V12H235V10H240L241 9V6H240V4L242 3V2H245L244 4H247V2L249 3V5H253V3H254V5H253V9H256L258 12H259V14L260 15H264V12L262 11V9L264 10V0H260V1H258V0H254V1H250V0H247V2H246V0H239V2L238 1H236ZM256 1V2H255ZM5 2V3H4ZM23 4H22V3ZM31 2H32V4H31ZM43 2V3H44ZM85 2V3H84ZM152 3V5H148L149 3ZM163 2H161V7H162V5L164 4ZM200 2H201V4H200ZM235 2V4H236V6L233 4ZM258 2V3H257ZM261 3V6H262V8H260L259 7V5H260V3ZM14 4V5H11V4ZM34 3V4H33ZM93 3V4H92ZM97 3V4H96ZM231 3V4H230ZM240 3V4H239ZM4 4V5H3ZM30 4V5H29ZM89 4V5H88ZM92 4V5H91ZM95 4H96V6H95ZM203 4H205V5H203ZM207 4V5H206ZM232 4H233V6H232ZM243 4V3H242ZM241 4V5H242ZM259 4V5H258ZM18 5H19V7H18ZM27 5V6H26ZM32 5V6H31ZM37 5V6H36ZM80 5H82V6H80ZM88 7H87V6ZM91 5V6H90ZM98 5H99V7H98ZM112 5V6H111ZM145 5H147L149 8H148V10H147V8H145ZM224 5V6H225ZM238 5V6H237ZM85 6V7H84ZM94 6V7H93ZM205 6V7H204ZM3 7V8H2ZM28 7V8H27ZM48 7V8H47ZM84 7V8H83ZM88 9H87V8ZM92 7V8H91ZM256 7H258V8H256ZM10 9L9 11H7L6 12V10L5 9ZM83 8V9H82ZM94 8V9H93ZM152 8H153V10H152ZM208 8V10H206ZM235 8V10H233ZM240 8V9H239ZM16 9H18V10H16ZM27 9V10H26ZM29 9V10H28ZM93 9L94 11H91V10ZM99 9H100V11L101 12H99ZM142 9V10H141ZM5 10V11H4ZM12 10V11H11ZM22 12H21V11ZM24 10V11H23ZM35 10H37V11H40V12H38L39 13V15L42 17V18H40L39 16H37L36 15V13H35ZM86 10V11H85ZM88 10H89V12L92 14V16H90V13H89V16L90 17H92V18H89V16H88V19H89V21H90V23L88 22V19L87 18H84L83 17V15H85V17H87L86 16V14L88 13ZM262 12H261V11ZM26 11V12H25ZM97 11L99 12V13H97ZM2 12V13H1ZM13 12V13H12ZM18 12V13H17ZM70 12H73L72 10H70ZM86 12V13H85ZM5 13V14H4ZM20 13V14H19ZM25 13V14H24ZM27 13V14H26ZM29 13V14H28ZM34 13H35V15H34ZM84 13V14H83ZM157 13H158V15H157ZM211 13V12H210ZM210 13H208V15H209V19H211L212 20V18H213V16L210 18V16H211V14ZM226 13H227V11H226ZM43 16H42V15ZM93 14H95L94 16H93ZM152 14H154V15H152ZM4 15H7V16H4ZM9 15V16H8ZM14 15V16H13ZM27 15V16H26ZM29 15V16H28ZM88 15V14H87ZM238 15V14H237ZM24 16H26V18L24 17ZM78 16H80V17H78ZM82 16V17H81ZM161 16V15H160ZM232 16V17H231ZM12 19H10V18ZM29 17H30V19H29ZM34 18V19H32V18ZM43 17H45V19H43ZM53 18V19H52ZM94 18V19H93ZM5 19H6V21H5ZM15 19V20H14ZM41 19H43V20H41ZM74 19V20H75ZM83 19H87V21H85V20H83ZM114 19V20H113ZM8 20H10L11 22H9V25L10 24H12V27H11V29H10V26H8ZM14 20V21H13ZM32 20V21H31ZM38 20H39V22H43L42 24L41 23H38ZM104 20H109V22L108 23H110V24H103L104 22H107V21H104ZM142 21H144V19H141ZM151 20H153L152 21V25H154L153 24V22H154V19L153 18H151ZM13 21V22H12ZM225 21H227V20H224V22ZM5 22H7V24L5 23ZM22 22H26L27 23V26H22ZM33 22V23H32ZM80 22V23H79ZM92 22V23H91ZM55 23V22H54ZM242 23H244V22H242ZM33 24H35V25H33ZM86 24H90V25H86ZM93 26H92V25ZM121 24V25H120ZM19 25V26H18ZM22 27H21V26ZM83 25V26H82ZM86 25V26H85ZM63 26V27H62ZM6 27V28H5ZM13 27H16V28H13ZM91 27V28H90ZM93 27H94V29H95V27H96V29H95V31H94V29H93ZM29 28V29H28ZM38 28V29H37ZM81 28V29H80ZM28 29V32L26 31V30ZM90 31H89V30ZM14 32H12V31ZM17 30V33L15 32ZM84 30V31H83ZM88 31V34L90 35V36H86V32ZM92 31V32H91ZM116 31V32H115ZM78 32H81L80 33V35H79V33ZM100 32V33H99ZM101 32H103V33H101ZM35 33H38V34H35ZM78 33V34H77ZM83 33V34H82ZM95 33V34H94ZM98 35H97V34ZM11 34V35H10ZM40 34V35H39ZM83 36H82V35ZM85 34V35H84ZM87 34V35H88ZM145 34V35H144ZM20 35V36H19ZM22 35V36H21ZM93 35V36H92ZM100 35V36H99ZM15 36V37H14ZM19 36V37H18ZM94 36H98L100 39L99 40H101V43H97L96 45L94 44L93 45V47L92 46H89L88 44H89V42H88V44H87V41H86V39L87 38H90V40H92L93 38H94ZM107 36H108V38H110V37H112L111 38V40L110 39H107ZM21 37V38H20ZM38 37V38H37ZM61 37V38H60ZM79 37H80V39H81V37H82V40L80 41L79 40ZM86 37V39H84ZM101 37H102V39H101ZM113 37H114V39L116 40H114V42H116V43H114V42H111L112 40H113ZM10 40H9V39ZM16 38H18L20 41H21V43L20 44H17L16 45V43H12V42H14L15 40H16ZM40 38H42V40H40V42H41V45H37V43L39 42V39ZM60 38V39H59ZM237 38H239V36H237V34L235 35V37H233L232 38V40H231V46H232V50H233V52H234V58H235V60H236V70L240 73V74H243V75H247V71H249L248 70V68L246 69V67H245V63L242 65V63L246 60V59H248V57H245V55H243L242 53H241V56L242 57H240V51L238 52L236 49H237V47L239 46V45H235L236 43L235 42H237ZM15 39V40H14ZM37 39H38V42H37ZM103 39L105 40V42L106 43H108V45H105L103 48L101 47V44L102 43H104L105 44V42L103 41ZM110 40V42H108ZM235 40V41H234ZM11 41V42H10ZM63 41V42H62ZM84 41H86V42H84ZM88 41H89V39H88ZM16 42V41H15ZM29 42V43H28ZM37 42V43H36ZM39 42V43H40ZM118 42H119V45H118ZM10 43H12V44H10V46H9V44ZM112 43V44H111ZM114 43V44H113ZM129 43H132L131 45L129 44ZM35 44H36V46H35ZM116 44V45H115ZM233 44V45H232ZM24 45H25V47H27V48H25V49H23L24 48ZM61 45V46H60ZM114 46L115 45V50L116 51H125L126 52V54L128 55V56H130V58H131V61L133 62V64H134V66L135 67H137V69L139 68L140 69V72H142L144 75H146V73H147V75L145 76L146 77V79H147V81H148V83H149V85H150V88L153 90V91H155V93H156V95L157 96H160V97H156L157 99H158V101H159V103H160V105L164 108V112L163 113H165V114H168V112H169V114L168 115H165V114H163L162 113V115H161V119L160 118H158V125L162 128L163 126V128L165 129V128H167L169 125H175V126H177V128L179 129V130H181V131H183V133L185 134V136L187 137V138H189L188 139V143H185L184 144V147H185V145H189V148H187V147H183V148H181V149H183V150H180V151H183V152H185V154H186V156L183 154V153H181L179 150H170V151H165V152H162L161 154H160V156H158V155H156V154H154V153H152V152H148L147 150H144V148L142 147V145H141V142L143 141V139L141 138V137H139V136H137V135H140V132H142V131H144L145 133H149V131H150V127H151V124H150V122H148V118H147V116H148V113L145 111V110H142V109H140V107L138 106V108H139V111L137 110L138 108L137 107H134V109L138 112H136L135 110V112L139 115V114H141V115H139L140 116V118L142 119V121H144L143 123H144V127H143V129H141V127H139V125L137 126V124L136 123H134L133 122V120L131 119V117H132V115H129V114H131L127 109H126V105L123 103H121V104H112L111 103V99H112V97H115L116 96V98L118 97V95H117V92L113 89V88H110V87H108V86H106L103 82H101V80L96 76V75H94L92 72H90V70L88 69V66L86 65L87 63H86V60H84L85 58L84 57H86L87 55V53H88V55L90 54V57L93 59V60H95V62H97L98 61V63H97V66H100V67H102L103 69H105L106 67H107V64H109L108 62L106 63V61H105V58H109L110 59V55H111V51H108V50H106L105 48H110L111 46ZM122 45V46H121ZM130 45V46H129ZM144 45V44H143ZM13 46V47H12ZM15 46V47H14ZM30 46V47H29ZM37 46H41V47H38L39 48V51H38V48H37ZM59 46V50H58V52L57 53H55L54 52V50H55V48L56 47H58ZM69 46V47H68ZM119 48H118V47ZM50 47H51V50H50ZM73 47H74V49H73ZM75 47H77V48H75ZM101 47V48H100ZM123 47V48H122ZM133 47H135L136 49H135V51H134V49H131V48H133ZM49 48V49H48ZM94 48L96 49V50H101L102 52H107L108 54L107 55H101L102 53H97V54H95L96 52L94 51ZM122 48V49H121ZM239 48V47H238ZM10 51H9V50ZM26 49H28L27 50V52H26ZM48 49V50H47ZM72 49H73V55H72ZM118 49V50H117ZM121 49V50H120ZM6 50H8L9 52H7ZM53 50V51H52ZM78 50H80V52H81V55H82V57H81V59H80V54H78V53H76V52H78ZM239 50V49H238ZM13 51V52H12ZM37 51V52H36ZM51 53H50V52ZM85 51H87V52H85ZM137 51V52H136ZM17 52V53H16ZM40 52V53H39ZM62 52V53H61ZM68 52V53H67ZM139 52V53H138ZM141 52V53H140ZM235 52H237V53H235ZM14 53H16V54H14ZM66 54L65 56H64V54ZM138 55H142V56H136V54ZM12 54H14V55H12ZM47 56L46 58L43 56ZM77 54V55H76ZM96 56H95V55ZM135 54V55H134ZM239 54V55H238ZM15 55H16V57H15ZM143 55H145V56H143ZM2 56H5V57H2ZM8 56V57H7ZM42 56V57H41ZM49 56V57H48ZM52 56V57H51ZM57 56V57H56ZM63 56H64V59H63ZM78 56V57H77ZM104 56H106V57H104ZM132 56V57H131ZM134 56V57H133ZM237 56H239L238 58H237ZM7 57V58H6ZM20 57H21V59H20ZM55 57V58H54ZM104 57V58H103ZM8 58L9 59H11V61L10 60H8ZM14 58H15V60H14ZM51 58V59H50ZM54 58V59H53ZM57 58V59H56ZM75 58V59H74ZM83 58V59H82ZM98 58V59H97ZM137 58V59H136ZM139 58H141L140 60H138ZM240 58V59H239ZM4 59V60H3ZM44 59L46 60L45 61V63H43V61H44ZM56 59V60H55ZM23 60V61H22ZM48 60V61H47ZM55 60V63L53 62ZM140 61V62H137V61ZM147 60V61H146ZM238 60H239V62H238ZM20 61H22L21 63H20ZM72 61V62H71ZM77 61H78V65H77ZM248 61V60H247ZM246 61V62H247ZM15 62V63H14ZM43 63L42 64V66L41 65H39L40 63ZM63 62H65V63H63ZM75 62V63H74ZM103 64H102V63ZM143 63V64H140V63ZM37 63H39V64H37ZM53 63V64H52ZM60 63H62V66H61V64ZM140 64V66H139V64ZM146 63V64H145ZM239 63V64H238ZM16 64H18V67H16ZM21 64V65H20ZM51 64V65H50ZM66 64H70V67H71V69H68L67 68V66H66ZM85 66H87V67H85ZM100 64V65H99ZM106 65V66H102V65ZM10 65H13V66H11L10 67ZM57 65H60V67H58L57 68ZM64 65V66H63ZM72 65V66H71ZM146 65V66H145ZM38 66H40L41 67V69H39V71H37L38 70ZM52 66V67H51ZM55 66V68L53 69V67ZM75 66V67H74ZM79 66H81V67H79ZM149 66V68H150V72H149V68H147ZM237 66H238V68H237ZM6 67V68H5ZM20 67H23V68H20ZM50 67V68H49ZM77 67V68H76ZM79 67V68H78ZM240 67V68H239ZM245 67V68H244ZM17 68V69H16ZM25 68H27V70L25 69ZM62 68H63V71H62ZM82 68V69H81ZM86 68H87V70H86ZM145 68V69H144ZM147 68V69H146ZM11 69H12V71H11ZM36 69V70H35ZM79 69L82 71H79ZM84 69V70H83ZM138 69V70H139ZM142 69V70H141ZM143 69H144V71H143ZM239 69H241V70H239ZM14 70V71H13ZM20 70L22 71V74L20 73ZM50 70V71H49ZM52 70V71H51ZM65 70H67V74H66V72H65ZM17 73H16V72ZM32 72V76H28V72ZM47 71H49V74L47 73ZM62 71V72H61ZM79 71V72H78ZM12 72V73H11ZM15 74H14V73ZM27 72V73H26ZM44 72H45V74H44ZM54 72V73H53ZM78 72V73H77ZM148 72H149V74H148ZM247 72V73H246ZM7 73V74H6ZM25 73H26V75H25ZM34 73H36V74H34ZM39 73H40V77H38L39 76ZM44 74V76H43V74ZM84 73H87V74H85L84 75ZM152 73H154L153 75H155V74H157L158 73V77L155 75V76H153L152 75ZM12 74H14V75H12ZM17 74V75H16ZM19 74V75H18ZM50 74H54V78L53 79H51L50 78ZM60 74H61V76H60ZM64 74H65V76H67L66 78H65V76H64ZM42 75V76H41ZM152 75V76H151ZM152 78H151V77ZM16 77H21V80H22V82H19V81H17V79H16ZM24 77V78H23ZM25 77H26V79H25ZM41 78V79H38V78ZM44 77L45 78H50V81H49V83L48 84H46L45 82H44ZM64 77V79H62ZM155 77H157V78H155ZM35 78H37V80H35ZM74 78H76V79H74ZM87 79V81H86V79ZM34 79V80H33ZM61 79V80H60ZM74 79V80H73ZM80 80V81H78L77 82V80ZM84 79H85V81H84ZM155 81V82H160L161 83V85H159L160 83H158L157 85H155V82L153 81V80ZM24 80H26V81H24ZM39 80V81H38ZM43 80V81H42ZM84 82H83V81ZM34 81V82H33ZM73 81H75L76 83H77V85H75L76 83L75 82H73ZM11 82V83H10ZM13 82H15V84L13 83ZM54 82H56V83H58V84H56V83H54ZM69 82H71V84L69 83ZM93 82V83H92ZM3 83V84H2ZM18 85H17V84ZM34 83H35V85H34ZM72 83H73V85H72ZM27 84H31V86L30 85H27ZM54 84H56V85H54ZM85 84H86V86L87 87H85ZM154 84V85H153ZM12 85V86H11ZM13 85H14V87H13ZM94 85H96V87L94 86ZM133 85V86H132ZM131 86H130V93H129V91H128V95L130 96V94H134V95H136V96H139V97H144V96H146V93H145V91H144V89H140L136 84H132ZM27 86V87H26ZM51 86H53L52 88H51ZM89 86V87H88ZM159 86H161V89H159ZM40 87H41V89H40ZM132 87H133V89H132ZM2 88H4V89H2ZM9 88V89H8ZM11 88V89H10ZM13 88V89H12ZM67 88H69V90L67 89ZM87 90H86V89ZM90 90H89V89ZM98 88H101L100 90H98ZM135 88V89H134ZM137 88V89H136ZM162 88H163V93H162ZM15 89H17V90H15ZM42 89H43V91H42ZM51 89H53V91L51 90ZM159 89V90H158ZM10 90V91H9ZM31 90V91H30ZM34 90L36 91V92H38V91H40V93L43 95L42 97H44V98H42L41 99V103H40V105H41V107H43L42 109H44V111L43 112H46L47 113V116L44 114L43 115V117L41 116L42 115V112H40L41 110H39V109H36V111H35V113L33 114V116H31L30 118L31 119H33V121L31 120V119H29V117H27L29 114H27V113H25L24 112V108H25V106H24V104L22 103V102H25V100H26V98L28 99V100H30V99H33V97H35V94H36V92H34ZM136 90H137V92H136ZM156 90H158V92H156ZM161 90V91H160ZM5 91V92H4ZM16 91H19V92H16ZM63 91V92H62ZM66 91V92H65ZM98 91L99 93H97V95H101V93L103 94L102 95V97H98L97 95H96V92ZM100 91H102V92H100ZM140 91H142V92H140ZM144 91V92H143ZM20 92H21V94H20ZM23 92V93H22ZM25 92H28V93H25ZM55 93L56 92V94H51V93ZM91 92V93H90ZM114 92V94H115V96H114V94H112ZM137 94H139V95H137ZM161 92V93H160ZM4 93V94H3ZM11 95H10V94ZM14 93H16V94H14ZM25 93V94H24ZM70 93V94H69ZM175 93V96H180V91H175L174 92ZM14 94V95H13ZM51 94V95H50ZM72 94H74V95H72ZM76 94H78V95H76ZM159 94H163V96L165 97H163V96H161V95H159ZM9 95V96H8ZM13 95V96H12ZM18 95V96H17ZM22 95H24L23 97H22V100L20 99V97L22 96ZM47 95H49V97H47ZM65 95H66V97H65ZM68 95V96H67ZM8 97V99H7V97ZM12 97V100H11V97ZM19 98H17V97ZM66 98H64V97ZM29 97H30V99H29ZM47 97V98H46ZM68 97V98H67ZM74 97V98H73ZM162 97L165 99L164 100V103H163V99H162ZM46 98V99H45ZM90 98V99H89ZM108 98V99H107ZM51 99V100H50ZM52 99H54V100H56V102H53L52 101ZM68 99V100H67ZM69 99H73L72 101L71 100H69ZM81 99V100H80ZM168 99H170V100H168ZM7 100V101H6ZM21 100V101H20ZM43 100V101H42ZM77 100H80V102H79V105L77 104L78 103V101ZM88 100H90L91 101V103H90V101H88ZM110 100V101H109ZM160 100H161V102H160ZM87 101V102H86ZM168 101H170V103L168 102ZM50 103V104H47V103ZM66 102H69V103H66ZM110 102V103H109ZM168 102V103H167ZM72 105H71V104ZM75 103H76V105H75ZM93 103H96V104H93ZM97 103H100L101 104V106H100V104H99V106L101 107H99L98 106V104ZM145 103V102H144ZM9 104V105H8ZM11 104H12V106H14V107H12L11 106ZM44 104H45V106H44ZM54 104H56L55 106H54ZM69 104V105H68ZM92 104V105H91ZM110 104H112V106H110ZM146 104V106L148 105L147 104V102L145 103ZM166 104H168V105H166ZM175 104H178V105H176L177 106V108H176V106H175ZM20 105V106H19ZM61 105H66V106H74V107H76L77 108V110L74 112V114H82L83 112H82V108H87L86 110H90L91 108H99L98 110H101L100 112H102V114H103V121L101 122V124H100V129H99V131H100V133H101V137H103L104 138V141H103V143H105V144H103V145H100V147H99V149H101V150H103V152L102 153H97V161L95 162V160H93L92 159V156L91 155H89L88 153H87V151L89 150V147L88 146H86L84 149L82 148V149H79L78 148V143L80 144V141L81 140H84L85 138H86V136L88 135V128H87V122L84 120V114H82V116L81 115H74L73 114V120L71 121L70 119H68V123L70 124V123H72V125L70 124L69 126H70V131H68V132H66L65 131V133L63 132L62 133V136L61 135H59V133L57 134L56 132H54V131H52L53 133V138L52 137H50V136H48L47 134H46V132H45V127H48V123H50L51 122V120H49L50 118V115H52V114H55V115H57L56 114V112L58 113V115H60L61 114V112H62V107H61ZM77 105L79 106V107H77ZM84 105H87V106H85V107H83ZM125 105V106H124ZM10 106V108H8ZM23 106H24V108H23ZM47 106V107H46ZM50 106V107H49ZM59 108H58V107ZM81 106V107H80ZM137 106V105H136ZM48 107H49V109H48ZM53 107H54V110H53ZM108 107H109V110H107L108 109ZM172 107H175L174 109L172 108ZM13 108V109H12ZM171 108V109H170ZM15 109V110H14ZM177 109V110H176ZM181 109V110H180ZM49 112H48V111ZM51 110V111H50ZM56 110V111H55ZM119 110V111H118ZM172 110V111H171ZM184 110V111H183ZM54 111V112H53ZM59 111V112H58ZM111 111V112H110ZM116 111V112H115ZM117 111H118V113H117ZM124 113V115H123V113ZM141 111V112H140ZM167 111V112H166ZM180 111V112H179ZM38 112V113H37ZM122 114H121V113ZM126 112V113H125ZM143 112V113H142ZM172 112V113H171ZM174 112V113H173ZM183 112V113H182ZM7 113V114H6ZM23 113V114H22ZM117 113V114H116ZM121 115H120V114ZM171 113V114H170ZM180 113H182V114H180ZM187 113V114H186ZM5 115V116H1V115ZM25 114V115H24ZM114 114V115H113ZM184 114V115H183ZM189 114V115H188ZM24 115V116H23ZM37 115H39V117L41 118H38L37 117ZM171 115V116H170ZM14 116V117H13ZM20 116V117H19ZM45 116V117H44ZM49 116V117H48ZM77 116V117H76ZM167 116V118H164V117H166ZM172 116H174V118L172 117ZM182 118H181V117ZM186 116V117H185ZM188 116H190V117H188ZM7 117H13V118H7ZM46 117H48V119H46ZM117 117V118H116ZM170 117V118H169ZM76 118H77V120H76ZM146 120H145V119ZM169 118V119H168ZM188 118V119H187ZM1 119H2V121H1ZM16 119V120H15ZM18 119V120H17ZM78 119H80V122H79V120ZM122 121H121V120ZM128 119H130V120H128ZM166 119V120H165ZM173 120V122L172 121H170V120ZM185 121H184V120ZM4 120H7L8 121V123H4ZM11 120H13V121H11ZM23 120H25V121H23ZM29 120V121H28ZM46 120H49V121H46ZM132 120V121H131ZM190 120V122H188ZM31 121V122H30ZM77 121H78V123H77ZM121 121V122H120ZM124 121H126V122H124ZM129 121H131V122H129ZM164 121H166V122H164ZM170 121V122H169ZM17 122V123H16ZM23 122V123H22ZM25 122H27V123H25ZM35 122L37 123V124H39V125H37V124H35ZM40 122V123H39ZM43 122V123H42ZM75 122H76V124H75ZM115 122V123H114ZM118 122V123H117ZM129 122V123H128ZM162 122V123H161ZM169 122V123H168ZM186 122V123H185ZM43 125H42V124ZM47 124V126H46V124ZM82 123V125L81 126H83V132H82V137L80 136L81 135V133H80V130L79 129H75V127L76 128H79V126H80V124ZM84 123V124H83ZM117 123V124H116ZM120 123V124H119ZM124 123V125H122ZM127 123L129 124L128 126H127ZM148 123V124H147ZM190 123V124H189ZM33 124V127H36V125H37V127H38V129L36 128V131L35 132H37V134L36 133H34L33 132V130L32 129H34L32 126V129H31V127H28V125L30 126V125H32ZM35 124V125H34ZM78 124V125H77ZM161 124V125H160ZM164 124H168L167 126L166 125H164ZM180 124H182L181 126H179ZM187 126H186V125ZM189 124V125H188ZM16 125L19 127V125L20 126H22V129L21 130H23V131H25V132H27L28 131V129H29V131L28 132H30V133H28L29 134V136L31 137V140H28V139H25L24 138V136L21 134V132L19 131V128H17L16 127ZM27 125V126H26ZM120 125V126H119ZM122 125V126H121ZM137 127H136V126ZM149 125H150V127H149ZM185 125V126H184ZM13 127V129H14V132H13V134L15 135H13V134H9L10 132H12L13 130H11L12 129V127ZM80 126V127H81ZM119 126V127H118ZM5 128L4 130L2 129V128ZM15 127V128H14ZM123 127V128H122ZM126 127H127V129L128 130H125L126 129ZM6 128H7V130H6ZM114 128H117L116 129V131L114 130ZM121 128V129H120ZM162 128V129H163ZM8 129H10V130H8ZM27 131H26V130ZM42 129V130H41ZM122 130V133H121V131L120 130ZM148 129V130H147ZM183 129H185V131H186V133H185V131L183 130ZM77 130V131H76ZM78 130H79V133H78V135H77V132H78ZM118 130V131H117ZM140 130H142V131H140ZM145 130H147V131H145ZM198 130H201L200 128H198ZM3 131V132H2ZM9 131V132H8ZM31 131H32V133H31ZM81 131H82V127H81ZM112 131V132H111ZM114 131V132H113ZM128 131V132H127ZM6 134H5V133ZM17 132V133H16ZM19 132V133H18ZM39 132V133H38ZM76 133V134H75ZM116 133V134H115ZM119 133L121 134V135H119ZM147 133V134H148ZM7 134H9V135H7ZM33 134H36L35 136L36 137H39V138H33V136H31V135H33ZM40 136H39V135ZM108 134H110L109 136H108ZM114 134V135H113ZM150 134V135H149ZM148 135L150 136V137H152L151 136V131H150V133H149ZM65 135V136H64ZM68 135V136H67ZM112 135L114 136V138H117V139H114V138H112ZM135 135V136H134ZM20 136H21V138H20ZM44 136H46L45 138V140H44ZM80 136V137H79ZM138 138H137V137ZM167 136L165 135V134H161L160 136H159V140H160V143H165V140L167 141L168 139L166 138ZM24 138V139H23ZM73 139V143H75V144H73L72 143V140L71 139ZM138 140H137V139ZM156 137H154V139H155ZM161 138H164V139H161ZM17 139H19V140H17ZM20 139H22V140H20ZM40 139V140H39ZM52 139V140H51ZM113 139L115 140V142H112L113 141ZM152 139H153V137H152ZM157 139V138H156ZM11 141V142H5V141ZM47 140H51V141H47ZM162 140V141H161ZM14 141V143H12ZM18 141H21L19 144H18ZM45 143H44V142ZM106 141H108V142H106ZM25 142H28V143H25ZM48 142V145H45L46 143ZM50 142H51V148H48V147H50ZM69 142V143H68ZM110 142V143H109ZM221 142V141H220ZM231 142V143H230ZM4 143V144H3ZM5 143H8V145L7 144H5ZM52 143H53V145H52ZM77 143V144H76ZM108 143V144H107ZM191 145H190V144ZM221 143V144H222ZM18 144V145H17ZM73 146H72V145ZM102 144V143H101ZM220 144V145H221ZM227 144V145H226ZM9 145V146H10ZM17 145V146H16ZM43 145H45L46 146V148H45V146H43ZM74 145L76 146V147H74ZM135 145H136V147H135ZM229 145H233V146H229ZM48 146V147H47ZM190 146H193L196 150H194V149H192L191 150V148H190ZM14 147H16V148H14ZM34 147L35 148H39L40 147V149H38L39 150V153H40V156H37V155H35L37 152V150L36 149H34ZM59 147H63V148H59ZM104 149H103V148ZM106 147H108V148H106ZM113 147H115L116 148V151L121 155V156H123L124 154H128V155H130V153H134V152H136L137 154H135L136 156H138L139 158H144V159H142L141 161H142V163L145 165V168L146 169H148L145 173L146 174H138V172H137V174H136V176H134V178H133V176L132 177H130L129 176V174H128V172H129V169H125V168H129V162H122L121 160H120V158H118L117 156L115 157V159H114V161H108V162H104L103 163V161L104 160H101V158L100 157H102V159L104 158V156H105V152L106 153H110L111 151H112V149H113ZM135 147V148H134ZM137 147L138 148H140V149H137ZM142 147V148H141ZM219 147H221V146H219ZM66 148H68L67 150H66ZM74 148V151L73 150H71V149H73ZM77 148V150L75 151V149ZM127 148L128 149H130V150H127ZM105 149H107V150H105ZM190 149L191 151H194L193 153H191V151H190V153L191 154H194L193 156H191L190 155V153H189V151L188 150ZM42 150V151H41ZM130 151V153L129 152H127V151ZM136 150V151H135ZM142 152H144V153H142ZM34 151H35V154H34ZM42 152V154H41V152ZM68 151V152H67ZM72 151H73V153H72ZM121 151V152H120ZM4 152V153H3ZM18 152V154L16 155L15 153H17ZM49 152L51 153V155L49 154ZM83 152V153H82ZM117 152H115L116 154H117ZM123 152V153H122ZM148 154H147V153ZM178 152V153H177ZM227 152V153H226ZM38 153V154H39ZM61 153V154H60ZM68 153V154H67ZM70 153V154H69ZM82 153V154H81ZM133 153H132V155H130V156H132V157H136L135 155L133 156ZM170 153H173V154H170ZM180 153H181V155H180ZM68 156H67V155ZM123 154V155H122ZM145 154L147 155V157L148 156H150V158L148 159V161L149 160H151L152 158H153V156H154V158H155V160H154V158H153V160L151 161V163L150 162H148V161H144L145 160V158H147V157H144L145 156ZM175 154V158H177V159H175L174 157H170V158H173V159H171V160H173V165H168V164H171V163H166V162H168V160L170 159L169 158V155H174ZM183 154V155H182ZM234 154H238V155H234ZM46 156V159H47V161H46V163H44L43 162V160H41V159H43V156ZM62 155H64V157L62 156ZM67 157H66V156ZM79 155H80V157H79ZM101 155V156H100ZM102 155H104V156H102ZM143 155V156H142ZM163 155H168V157L166 158V157H164ZM177 155V156H176ZM196 155H198V156H196ZM244 155L246 156V154H243L242 153V157H244ZM72 156V157H71ZM89 156H91V158L89 157ZM152 156V157H151ZM163 156V157H162ZM189 156H191V157H196L195 159H193V160H191V158H189ZM237 156H239V157H237ZM35 157V158H34ZM66 157V158H65ZM82 157H84V158H82ZM85 157H87V159L85 158ZM160 157V158H159ZM187 157V158H186ZM241 157V158H242ZM73 158V159H72ZM88 158H90V159H88ZM119 160H118V159ZM158 158H159V160H158ZM233 158V159H232ZM18 159H19V161H18ZM55 159H57V160H55ZM63 159H66V161H64ZM92 159V160H91ZM161 159L163 160V162H164V165H163V162H162V166H163V168L162 169H164L163 171H160L161 170V168L160 167H162V166H160V164H161ZM175 159V160H174ZM188 159V160H187ZM206 159V158H205ZM17 160V161H16ZM63 160V161H62ZM70 160H72V161H70ZM119 161V163H117V161ZM147 160V159H146ZM157 160V161H156ZM166 162H165V161ZM171 160H169V162L171 161ZM227 160V161H226ZM234 160V161H235ZM4 163H3V162ZM7 161V162H6ZM8 161H9V163L10 164H12V165H10V164H7V165H9V166H11V167H9V166H7V167H9V168H12V169H10L11 170V172H10V170H9V175L7 174L8 172L6 171V169L8 170L9 168H7V167H5L6 166V164H5V162L6 163H8ZM14 161V162H13ZM31 161H33V163L31 162ZM57 161V162H56ZM63 163H62V162ZM69 161H70V163H69ZM201 161V162H200ZM34 162H35V164H34ZM41 162H43V163H41ZM58 162H59V164H58ZM65 162V163H64ZM157 162V164H155ZM200 162V163H199ZM221 162V163H220ZM3 163V164H2ZM69 163V164H68ZM80 163H82V164H80ZM105 164V165H107V168L105 169V176H104V179L105 180H102V179H100V177H98V175L95 173V170H96V167L97 166H99L98 164ZM150 163V164H149ZM153 163V164H152ZM218 163H220V164H218ZM232 163H233V165L235 164V162H233L232 161ZM231 163V164H232ZM18 164V166H16ZM80 165V168H77V167H79V165ZM83 164H86V166L85 165H83ZM115 164H117L119 167H120V169L121 168H123V169H121V170H119V167L117 166V168L115 167ZM156 165V169L158 170H156L155 168H154V166ZM186 164H188L187 166H188V168H187V166H186ZM208 164H210V166L212 165V167H210ZM224 164V163H223ZM4 165V166H3ZM16 167H15V166ZM38 165H41L40 167L38 166ZM176 165H177V167H179L180 169H178L177 167H176ZM199 165H201V166H199ZM232 165V166H233ZM4 167L5 168V170L4 169H2V167ZM31 166H33V167H31ZM92 166L94 167V168H92ZM149 166H150V168H149ZM153 166V168H151ZM199 167V172L198 171H195L194 169L196 168V169H198V167ZM218 166V168H216ZM14 167V168H13ZM23 167H24V169H23ZM29 167H31V168H29ZM87 169V167H90L89 169H85V168ZM125 167V168H124ZM203 167H204V169H205V171H200V170H202L203 169ZM16 168V169H15ZM40 168H46V169H44V171H45V173H43L44 171H42L41 172V170H39ZM47 168H48V170H47ZM57 168H59V169H57ZM70 168H73V171H70L69 169ZM159 168H160V170H159ZM225 168V169H224ZM227 168V170H229ZM25 169L28 171V173L25 171ZM38 169V170H37ZM42 169V170H43ZM51 169H52V172H51ZM62 169H64L65 170V172H64V170L63 171H61ZM76 169V172L74 171ZM77 169H80V172L79 171H77ZM90 169H92V170H90ZM115 169H118L116 172H115ZM150 169H152L153 171H154V169H155V174L153 173V175H158V173H159V175H160V178H159V176H156V177H158V180L159 181H157L156 179H154L155 181H156V183H153L154 182V180L152 179V177H151V175H152V172H151V170ZM186 169H189L190 171H191V173L189 174L188 172H187V170ZM12 170L15 172V170L17 171V172H12ZM19 170V171H18ZM37 170V171H36ZM46 170H47V172H46ZM57 170H59V171H57ZM85 170V171H84ZM89 170V171H88ZM125 170H126V173H124L125 172ZM182 170H186V171H184V173H183V171ZM188 170V171H189ZM60 171H61V173H60ZM69 171V172H68ZM81 171H82V173L83 174H81ZM84 171V172H83ZM243 170L242 169H240L239 170V174L241 173L242 175H244L245 173L244 172H242ZM3 173V176H1L2 175V173ZM25 172V173H24ZM41 172V173H40ZM89 172H91V173H89ZM151 174H150V173ZM157 172V173H156ZM162 172H164V174L162 173ZM186 172H187V174L189 175H187L186 174ZM194 172H198L197 174H198V176H197V174H195ZM200 172H201V174L202 173H204V174H202V175H199L200 174ZM213 172L215 173V174H213ZM93 173V174H92ZM162 173V174H161ZM177 173V174H176ZM244 173V174H243ZM25 174H28V175H25ZM15 175V176H14ZM62 175H63V178H62ZM70 175V176H69ZM73 175V176H72ZM93 175V176H92ZM95 175H96V177H95ZM118 175V177H116V176ZM166 175V176H165ZM187 175V176H186ZM10 176V179H8L7 177H9ZM25 176V177H24ZM32 176V177H31ZM120 176H122L121 178H120ZM161 176H162V178H161ZM164 176V177H163ZM173 176H178V177H180L182 180H183V178H184V182L186 181V179L188 178V177H190V178H188V179H191V180H188V182L189 181H191V184H192V182H194L193 184H192V188L191 189H189V191L188 192H186V194L189 196V199H190V201L192 200L193 202V204L191 203V202H189V201H187V199H188V197L184 194V193H182L181 194V192H179L178 190H176V187H175V184H174V182H172V183H170L171 181L170 180H172V177ZM2 177V178H1ZM27 177V178H26ZM57 177V178H56ZM73 177H74V180H73ZM90 177L93 179L94 178V180L96 179V181H98L99 180V182H101V184L103 185L102 187H104V188H106V190L104 189V188H101V189H99V190H101L100 192H103V193H100L99 192V190H98V192H97V196H99L98 198H97V196L96 197H94L93 199L95 200H93V202H96V201H98V202H96V203H98V205L95 207V205L93 206V205H91L92 203L91 202H89L86 198H84V197H89V191L90 190H92L93 188L92 187H94V183H90L91 181H92V179H90ZM114 177V178H113ZM123 177H125V179L123 178ZM166 177V179H164ZM40 178H41V180H40ZM59 178H61L62 179V181L59 179ZM78 180H77V179ZM120 178V179H119ZM154 178H155V176H154ZM15 179V180H14ZM21 179V180H20ZM87 179V180H86ZM110 179H111V181H110ZM112 179H115V180H112ZM124 179V180H123ZM169 179V180H168ZM193 179V180H192ZM211 179V181H209ZM212 179H213V181H212ZM101 180V181H100ZM152 180V181H151ZM168 182H167V181ZM17 181H19V182H17ZM74 181V182H73ZM114 181V184L112 183ZM170 181V182H169ZM11 182H13V183H11ZM25 182V181H24ZM80 182V183H79ZM103 182H105V183H103ZM110 182H111V184H110ZM118 182H119V184H120V189H121V191H118V190H120L119 189V184H118ZM158 182V183H157ZM73 183V184H72ZM116 183V184H115ZM157 185V184H159L160 183V185H158V187L159 186H161L160 188H159V191H156V190H154V189H156L155 188V186L153 185ZM190 183V182H189ZM13 184V185H12ZM16 184V185H15ZM18 184H19V186H18ZM83 184H85V185H83ZM106 184H110V185H106ZM21 185V186H20ZM26 185V186H25ZM76 185H78L79 186V188H76ZM113 185V187H110V186H112ZM117 185V186H116ZM127 186V188L126 187H124V186ZM147 185H149V186H147ZM14 186V187H13ZM87 186H89V188H87ZM90 186H92V187H90ZM106 186V187H105ZM153 186H154V188H153ZM197 186V187H196ZM209 186V187H208ZM23 187V188H24ZM76 188V190H74L73 188ZM124 187V188H123ZM129 187H131L132 189H130ZM148 187V188H147ZM149 187H151V188H149ZM208 187V188H207ZM17 188V189H16ZM72 188V189H71ZM129 188V190H127V191H125L126 189H128ZM80 189L82 190V192L80 191ZM109 189V190H108ZM141 193H138L137 192V190ZM151 190V192L153 191H156V192H158V193H156V192H154V194H152L151 192H150V190ZM153 189V190H152ZM16 190V191H15ZM71 190H73V192L71 191ZM78 190V191H77ZM89 190V191H88ZM169 190H171L170 192H169V194L167 193ZM204 190V191H203ZM223 190V191H222ZM225 189H221L220 190V195L225 199V198H227V196H226V193H225V191H224ZM71 191V192H70ZM76 191V192H75ZM107 191V194L108 195H106V192ZM123 191V192H122ZM15 192V193H14ZM84 192V193H83ZM111 192H113V194L111 193ZM116 192V193H115ZM121 192V193H120ZM127 192H129L130 193V195L129 196H127ZM200 192H204L203 194L202 193H200ZM76 193V194H75ZM78 193V194H77ZM105 193V194H104ZM110 193V194H109ZM135 193V194H134ZM148 195H147V194ZM179 193V194H178ZM222 193H223V195H222ZM236 193H238L239 194V192H237V191H235V192H232L231 194H232V197H234V195L236 194ZM79 194H81V195H79ZM82 194H85L84 196H83V198L85 199H83V198H80V197H78V196H81L82 197ZM86 194L88 195V196H86ZM161 194V195H160ZM170 194H172L173 195V198H174V196H175V194H177V196L175 197V200L172 198V196H170ZM192 194V195H191ZM234 194V195H233ZM104 195V196H103ZM170 196V198H172L173 200H171V199H169V198H167V197H169ZM181 195V196H180ZM224 195H225V197H224ZM240 195V194H239ZM239 195L237 196V194L235 195L236 197H234L235 198V200H237V198H239ZM103 196V197H102ZM107 196V197H106ZM71 197V198H70ZM102 197V200L103 199H107L106 201H102L100 198ZM105 197V198H104ZM120 197H122V199H120ZM132 197H136L137 198V200L139 201L138 203H137V201H136V198H132ZM139 197V198H138ZM153 197V199L151 200V201H148L149 200V198H152ZM157 197H158V200H156L157 199ZM191 197V198H190ZM204 197V198H203ZM75 198V199H74ZM80 198V199H79ZM116 198H118V199H116ZM155 198V199H154ZM208 198H210L209 200H208ZM59 200V198H56V201H54V202H50L52 205H54V206H56V207H60V209H63L64 207H63V203L62 202H60L61 200ZM81 199H82V201H81ZM115 199V200H114ZM135 201H134V200ZM167 199V200H166ZM188 199V200H189ZM78 200V201H77ZM111 200V201H110ZM113 200H114V202H119V200H120V202H119V204H115L114 202H113ZM133 200V201H132ZM142 200H147L148 202H149V204L150 205H152L151 207H150V209H151V211L153 212V213H156V214H158V216H155V214H154V216H153V220L151 219L152 217H150V216H152V214L148 211L149 210V206H145V204L147 203V201H142ZM171 200V201H170ZM184 202H183V201ZM104 202V203H106L105 205H104V203H102V202ZM130 201H132L131 203H130ZM166 201V202H165ZM178 201H180V202H178ZM245 201H247V203H248V201L249 202H251L252 203V201L254 202V207L256 206L255 205V202H256V200H250V199H247V200H245ZM44 202H46V203H48L47 201H44ZM56 202H58V203H61L62 205H60V204H58V203H56ZM86 202V203H85ZM145 204H144V203ZM182 202H183V204H182ZM49 203V204H50ZM84 203V204H83ZM87 203L89 204L88 206H87ZM130 203V204H129ZM132 203H133V205H132ZM165 203H167V204H165ZM170 203V204H169ZM172 203V204H171ZM174 203V204H173ZM175 203H177V204H175ZM182 206H184V211H183V209H182V207H181V205ZM211 203L213 204V207H212V205H211ZM247 203H245L246 204V214H247V216L249 215V217H251V216H253L254 215V217H251V219L250 218H248V220L250 221V222H255V218H256V221L257 222H259V223H261V224H263L264 225V217L262 218V215L264 216V213L262 214V213H260L259 211H257V209L256 210H254V208L252 207L253 205H250V203H248L249 205H250V207H248V205H247ZM109 204V205H108ZM124 204H129L130 205V207H132V208H130L128 205V208H127V206L126 205H124ZM141 206H140V205ZM144 204V205H143ZM169 204V205H168ZM194 205V208L195 209H193V207L191 206V205ZM203 204V205H202ZM113 205H115V206H113ZM143 205V206H142ZM147 205H148V203H147ZM144 206H145V208H144ZM89 207V208H88ZM93 207V208H92ZM148 209H147V208ZM157 207H159V208H157ZM163 207V208H162ZM165 207V208H164ZM87 208V209H86ZM90 208H92V209H90ZM118 208V209H117ZM133 209L132 211H134V212H132L130 209ZM161 208H162V210L163 211H161V212H163V214L165 213V215L163 216L162 215V213L160 212V210H161ZM251 208H253L252 210H254V212H255V214H253V215H251V211L252 210H250ZM126 209L127 210H130V211H126ZM144 209H146L147 211H148V213H147V211L145 212V210ZM175 209L177 210V211H175ZM186 209V210H185ZM64 210V209H63ZM85 210H87V212H88V210H89V212L87 213V212H84ZM206 210H208V211H206ZM66 211H68V210H66ZM106 211V212H107ZM112 211H113V213H112ZM197 211V212H196ZM83 212V213H82ZM122 212V213H121ZM140 212H142V213H140ZM184 212V213H183ZM189 212V213H188ZM203 212V213H202ZM85 213V214H84ZM120 213H121V215H123V216H121L120 215ZM127 213V214H126ZM145 213V214H144ZM150 213V216H148V214ZM190 213H193V214H190ZM195 213H196V215H195ZM197 213H198V215H197ZM205 213V214H204ZM142 214H144L143 216H148L149 218H143V216H142ZM161 215V218L159 217L160 215ZM184 214V215H183ZM113 215V216H112ZM126 215V216H125ZM127 215H128V217H127ZM206 215L207 216H209V217H207L206 218ZM251 215V216H250ZM129 216L130 217H133L136 221H139V222H136L133 218H131L132 219V222H133V225L132 226H130L132 223H131V219L129 218ZM168 216V219L169 220H171V222H170V224L167 222V218H165V220H164V218L163 217H167ZM175 216V217H174ZM192 216H194V217H192ZM198 216V217H197ZM125 219H127V220H125ZM156 217V218H155ZM169 217H171V218H169ZM172 217H174V219H175V221L173 220V218ZM192 217V218H191ZM197 217V218H196ZM110 218V219H109ZM154 218L156 219V225H155V221H154ZM162 218H163V220H162ZM187 218V219H186ZM253 218V219H252ZM167 219V220H166ZM190 219H192V221L191 222H189V220ZM86 220H88V221H82V223L86 226V227H88V223L90 222V220L89 219H86ZM151 220H152V222L154 223V225L152 224V222H151ZM168 220V221H169ZM145 221L146 222H148V223H150V224H152L153 226H157L156 228L155 227H153L152 225H151V227H148L147 225H145ZM150 221V222H149ZM164 221H166L165 223H164ZM204 221V222H203ZM86 222V223H85ZM130 222V223H129ZM175 222H177L176 224H175ZM91 223V222H90ZM90 223H89V225H90ZM136 223H138L137 224V226H141L140 228H138L137 226H135V224ZM141 223V224H140ZM142 223H144V224H142ZM158 223V224H157ZM181 225H180V224ZM92 224V223H91ZM130 224V225H129ZM140 224V225H139ZM178 224H179V226H178ZM194 224V225H193ZM214 224L216 225V227L214 226ZM110 225L111 226H113L114 224H112V222L110 223ZM228 225V226H227ZM209 226V227H208ZM211 226H213V231H212V229L210 228ZM153 227V228H152ZM179 227L181 228L182 227V229L181 230H179ZM228 229H227V228ZM129 228V229H128ZM143 228H145V229H143ZM137 229V230H136ZM143 229V230H142ZM152 229V230H151ZM223 229V228H222ZM163 230H164V232H163ZM167 230V231H166ZM172 231L173 232V235H172V232H170V231ZM230 230H231V233L232 234H230L229 233V231L227 232V233H229V235H227L228 237H229V239L231 240V241H233V240H236V239H238L237 237H239V236H237L236 234H238L239 233V231L237 230V229H234V228H230ZM237 230V231H236ZM113 231V229L112 228H109L108 229V232H110V233H115L114 231ZM145 231H146V233H145ZM147 231H148V233H147ZM152 231H155V232H152ZM234 231L236 232V234H234ZM262 231H264V228L263 229H259L258 227H255V228H252L251 229V232H249V233H246V235H250L251 236V234H252V236L251 237H253L254 239H252V241L250 240L251 239V237H249V236H246L245 234H244V238H246V237H248V238H250V239H248V240H250V242H256V244L255 243H252V244H255V245H259V246H256V249H257V252L255 253V255H254V258L256 259V261L258 262V263H260L261 264V262H262V264H264V253H259V250H260V248L262 249V246H263V244H262V242H263V234H262ZM152 232V233H151ZM168 232H169V235H170V237H168L169 239H166L167 237H166V235L165 234H168ZM186 232V231H185ZM215 232V231H214ZM253 232V233H252ZM150 233V235H148ZM171 233V234H170ZM211 235H209V234ZM116 234V233H115ZM114 234V235H115ZM156 234V236L157 235H159L158 237H155L154 235ZM219 234H222L221 232H219L218 233V235ZM240 234V233H239ZM151 235H153V236H151ZM168 235V236H169ZM135 236H137L135 239H134V237ZM141 236V237H140ZM147 236H148V239H150L149 241H146V240H144V239H146L147 238ZM151 236V237H150ZM237 236V237H236ZM246 236V237H245ZM143 237V238H142ZM150 237V238H149ZM131 238V237H130ZM161 238L163 239L164 238V241L163 240H161ZM233 238V239H232ZM235 238V239H234ZM147 239V240H148ZM176 239H178V243H177V240ZM161 240V241H160ZM166 240L168 241V246H171V247H168L169 249H167V247H166V245L163 243V242H166ZM254 240V241H253ZM131 241V243H137V242H132ZM146 242H148V243H146ZM130 243V244H131ZM167 243V242H166ZM153 244V243H152ZM152 244H150L151 246H152ZM132 245V244H131ZM133 246V248H136V247H134V246H137V244L136 245H132ZM146 247H149L148 245H146ZM166 248V249H165ZM203 248H206V246L205 247H203ZM263 248H264V246H263ZM217 250H220V249H218L217 248ZM128 251V250H127ZM170 251V252H171ZM262 251H264L263 249H262ZM129 252V251H128ZM173 252H171V253H173ZM170 253V254H171ZM262 254V255H261ZM154 255H156V254H154ZM261 257H260V256ZM218 257V256H217ZM219 258V260H221V257L219 256L218 257ZM261 258V259H260ZM258 259H260L259 261H258Z\"/></svg>",
	"mask_w": 264,
	"mask_h": 264
}]
</instances>
